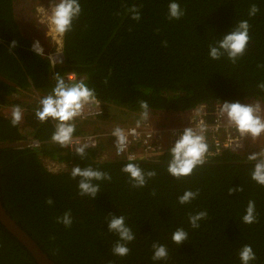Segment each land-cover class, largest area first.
<instances>
[{
  "label": "trees",
  "instance_id": "obj_1",
  "mask_svg": "<svg viewBox=\"0 0 264 264\" xmlns=\"http://www.w3.org/2000/svg\"><path fill=\"white\" fill-rule=\"evenodd\" d=\"M14 1L0 0V75L12 83L0 80V143L37 139L42 146L0 150V199L7 214L49 259L54 264H240L238 250L250 244L257 255L254 264H264V187L251 179L248 155L221 153L191 176L176 180L167 173V151L156 159L136 161L145 171L157 173L137 189L121 171L128 162L101 160L106 150L102 140L84 159L51 142L54 126L51 120L40 123L35 118L36 102L30 96L40 91L43 97L52 90L49 62L30 49L15 17ZM177 2L185 15L170 21V0H80L82 12L64 37V53L70 63L76 58L71 68L84 71L104 114L77 123L76 135L106 132L85 126L110 117L129 115L130 124H135L140 100L148 102L150 114H179L217 101L264 102L258 88L264 82V69L258 68L264 65V0ZM133 4L142 5L139 22L125 14L126 6ZM252 4L259 12L249 17ZM240 20L250 24L245 54L235 65L226 56L210 59L209 44L221 40ZM13 41L16 47L9 51ZM14 94L28 98L27 103ZM16 104L27 105L25 126L12 127L11 117L2 113L4 106ZM44 159L67 164L68 169L51 171ZM88 165L111 176V181L101 182L94 200L79 196L77 181L70 176L73 167ZM241 186L242 193L228 195L230 187ZM197 189V199L178 203L185 190ZM49 197L51 207L45 203ZM249 200L255 201L259 214L253 225L242 223ZM69 209L73 224L66 229L55 217ZM202 210L208 217L194 230L188 214ZM110 214L124 215L136 235L128 245L130 254L123 258L111 254L117 237L108 230ZM178 227L189 234L179 246L171 240ZM153 242L167 246V260L152 261ZM0 264H37L1 223Z\"/></svg>",
  "mask_w": 264,
  "mask_h": 264
},
{
  "label": "clouds",
  "instance_id": "obj_2",
  "mask_svg": "<svg viewBox=\"0 0 264 264\" xmlns=\"http://www.w3.org/2000/svg\"><path fill=\"white\" fill-rule=\"evenodd\" d=\"M141 6L135 4L126 6L125 14L130 15L132 21L141 20ZM167 18L170 21H179L185 15V10L181 8L177 0H170L167 6ZM37 12L41 16V23L47 26L46 36L51 38V43L62 46L64 36L73 30V22L78 20L82 8L80 0H50L49 7L45 9L40 6ZM259 12L256 4H252L248 10L249 17H254ZM250 24L248 20H240L236 26L226 34L221 40H215L210 43L208 55L212 60H220L223 57L235 65L237 61L245 54L250 42ZM167 46V42H163ZM16 47L13 41L9 51ZM36 55L43 54V48L39 43L33 45ZM258 68L264 69V65H258ZM261 92H264V82L258 84ZM139 118L135 122L134 128L125 129L115 126L111 131V137L115 138L114 148L116 155L128 153L130 139L129 137H138L137 129L141 128L150 118V107L146 100H140ZM101 101L97 98L94 88H90L85 82L79 80L74 73H69L63 77L57 76L56 83L52 90L38 100V106L34 110L35 118L40 123H46L51 120L54 123V131L51 135V142L57 144L62 149L74 150L75 154L81 159L87 155V150L95 148L97 142L93 137H80L76 135L77 120L84 118L86 114H91L93 109L99 110ZM195 117L191 120L190 127L183 130L178 135L174 145L168 149L170 159L168 161L167 173L176 180L187 178L193 172L212 159L221 154V144L219 139L213 137L212 143H209L208 132L211 129L219 133L223 128L225 132L224 148L238 149L242 147L241 141L251 140L253 143L264 135V105L260 100L251 103L242 104L240 102L217 101V120L214 125H209L203 118L205 115V106L199 105L194 109ZM25 109L20 105H12L10 108V124L17 127L24 119ZM235 135H232V132ZM215 146V151L210 149ZM128 163L121 169L122 173L128 176L132 188H144L148 181L154 179L156 171H145L136 163L137 157L133 154L127 155ZM246 162L253 165L251 179L261 187H264V148L249 154ZM73 180L77 181L78 195L87 196L95 199L100 192V184L104 181H111L108 172L91 165L81 169L79 166L73 167L70 172ZM243 187L236 189L229 188L228 195L234 192H243ZM155 195V192L152 193ZM199 189L185 190L183 195L178 197L180 205H188L199 196ZM45 203L51 207L53 200L49 197ZM206 210L188 214V223L192 229H199L201 221L207 219ZM108 230L117 237L111 247V254L117 257H125L130 254L128 245L136 239L132 228L127 224L124 215H109L107 218ZM259 222V214L256 210L254 200H249L242 216V223L253 225ZM55 223L63 225L66 229L71 228L73 224L72 211H64L62 215L55 217ZM188 231L183 227H178L171 236V240L177 246L188 240ZM154 262L165 261L168 259V249L166 245L153 242L151 245ZM238 259L240 264H254L257 261V255L250 244L243 245L238 250Z\"/></svg>",
  "mask_w": 264,
  "mask_h": 264
},
{
  "label": "rangeland",
  "instance_id": "obj_3",
  "mask_svg": "<svg viewBox=\"0 0 264 264\" xmlns=\"http://www.w3.org/2000/svg\"><path fill=\"white\" fill-rule=\"evenodd\" d=\"M50 0H15L14 1V11H15V17L17 19L18 25L23 33V36L30 42V49L35 53L33 50V45L35 43H39V45L43 48V54L39 55L41 58H44L47 62H49V70L50 65L52 66V70H50L49 73H53V76L57 74V71L64 68V73H74L81 81L87 83V77L84 71L82 70L83 74L80 72L74 70L71 68L74 65H76L78 62L76 58H74L70 63L66 59L65 53H64V38L62 40V46L57 45L55 43H51L50 39L47 38L46 32H47V26L45 24L41 23V16L37 12V8L40 6L47 9L49 7ZM65 37V36H64ZM55 56H59V60H54ZM1 59H4L1 57ZM52 59L54 61H52ZM10 63V62H7ZM69 63V64H68ZM12 64V63H10ZM85 74V75H84ZM32 96V103H34V109L38 106V100L42 97L40 91H34ZM45 96V95H44ZM15 99H20V101L23 103H27L28 98H24L19 96L18 94H14ZM252 102V101H251ZM248 102V103H251ZM247 104V103H244ZM19 105V104H18ZM12 105H7L2 108V113L4 115L10 116V108ZM22 108L27 107L26 104H20ZM25 109V108H24ZM26 113V110H25ZM112 115V114H111ZM175 118H178L175 115H171L168 113H154L151 115V119L153 120V123L160 124V123H166V125H171V123L175 122ZM131 117L125 115L121 119H116L114 117H110L109 119H105L103 121L93 122V123H87L85 126V129H90L91 131L95 128H99L100 131L103 129H107L106 131L112 130L115 126H126L129 125V120ZM52 122V121H51ZM82 121H78L76 123H81ZM159 122V123H158ZM22 126H25V115L23 121L20 123ZM53 124V122H52ZM28 133L27 129L24 130ZM104 131V130H103ZM101 133V132H99ZM29 135V134H28ZM102 142L105 145L106 150H104L103 154L101 155V160H109V159H115V156H113L114 151V143L115 139L113 137H106L101 139ZM256 141L253 143L251 141L250 145L247 147V150L245 152H242L241 154L249 155L253 152L259 151L257 149V146L255 148ZM44 164L47 166V168L51 171H61L68 169V165L61 163L59 164L53 159H44Z\"/></svg>",
  "mask_w": 264,
  "mask_h": 264
},
{
  "label": "built area",
  "instance_id": "obj_4",
  "mask_svg": "<svg viewBox=\"0 0 264 264\" xmlns=\"http://www.w3.org/2000/svg\"><path fill=\"white\" fill-rule=\"evenodd\" d=\"M59 56H55L54 60H59ZM52 59V61H54ZM80 80V79H79ZM262 105H264V102H261ZM205 106V115L204 119L206 123L209 125H214L216 120H217V103L212 105V106ZM103 105L101 103L100 109L96 110L93 109L91 111V114H86L84 118H79L78 121H85L87 119L91 118H97L104 114L103 111ZM154 114V113H153ZM150 118L149 120L141 126V128L137 129V132L139 133L138 137H132L130 136V144H129V150L128 153L122 154L120 156L116 155V150L114 148L113 151V156H115L116 159L128 162L127 160V155L128 154H133L137 157L136 161H142V160H152L156 159L159 157L161 154L165 153L168 151L169 148H171L176 139L178 138V135L183 132V130L187 127L192 126L191 125V120L198 119L195 117L194 109L184 112V113H179L176 114L178 118H175V122L171 123V125H166V123H160L156 124L153 123V120ZM175 115V114H171ZM159 123V122H158ZM54 126V123H53ZM135 124H130L126 126H122V128H125L126 130L129 128H134ZM111 131H106L103 133H96V134H86V135H77L80 137H88L91 136L93 139L97 142V144L101 141V139L106 138V137H111ZM236 133L233 131L232 135H235ZM208 137H209V143H212L213 137L216 139H219L220 144H221V153L224 152H234V153H242L247 150V147L250 145L251 140H243L241 141L242 147L238 149H232V148H224V142H225V132L224 129L221 128L219 133L213 132L211 129L208 132ZM114 138V137H113ZM115 139V138H114ZM28 146L33 149H38L42 146V143L38 141L37 139H31L28 140ZM255 148L257 146V149H262L264 148V135H262L257 141ZM69 152H74V150H69L66 149ZM211 151H215V146L210 149Z\"/></svg>",
  "mask_w": 264,
  "mask_h": 264
},
{
  "label": "water",
  "instance_id": "obj_5",
  "mask_svg": "<svg viewBox=\"0 0 264 264\" xmlns=\"http://www.w3.org/2000/svg\"><path fill=\"white\" fill-rule=\"evenodd\" d=\"M27 141L14 142V143H0V150L6 148H23L27 147ZM0 223L1 225L11 233L16 240L23 245L31 256L34 258L37 264H54L49 257L41 250L38 244L24 231L16 222L7 214L6 210L2 206L0 199Z\"/></svg>",
  "mask_w": 264,
  "mask_h": 264
},
{
  "label": "crops",
  "instance_id": "obj_6",
  "mask_svg": "<svg viewBox=\"0 0 264 264\" xmlns=\"http://www.w3.org/2000/svg\"><path fill=\"white\" fill-rule=\"evenodd\" d=\"M50 70H52V66L50 65ZM64 73V68L63 69H59L57 71V74L55 76H53V73L50 74V80L52 81V86L54 87L55 83H56V77L59 75V76H62Z\"/></svg>",
  "mask_w": 264,
  "mask_h": 264
},
{
  "label": "flooded vegetation",
  "instance_id": "obj_7",
  "mask_svg": "<svg viewBox=\"0 0 264 264\" xmlns=\"http://www.w3.org/2000/svg\"><path fill=\"white\" fill-rule=\"evenodd\" d=\"M64 74L66 75L67 72L63 73V75H62L61 77H63ZM0 80L3 81V82H6V83L12 84L11 82H8V81H7L4 77H2L1 75H0Z\"/></svg>",
  "mask_w": 264,
  "mask_h": 264
},
{
  "label": "bare ground",
  "instance_id": "obj_8",
  "mask_svg": "<svg viewBox=\"0 0 264 264\" xmlns=\"http://www.w3.org/2000/svg\"><path fill=\"white\" fill-rule=\"evenodd\" d=\"M65 75V74H64Z\"/></svg>",
  "mask_w": 264,
  "mask_h": 264
}]
</instances>
